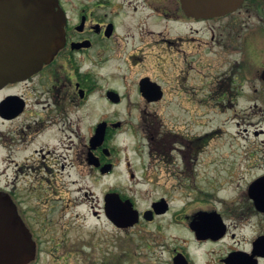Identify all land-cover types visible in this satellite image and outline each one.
<instances>
[{"label":"flooded vegetation","instance_id":"obj_1","mask_svg":"<svg viewBox=\"0 0 264 264\" xmlns=\"http://www.w3.org/2000/svg\"><path fill=\"white\" fill-rule=\"evenodd\" d=\"M59 8L64 44L39 70L0 87V198L39 238L51 228L25 205L31 192L74 186L79 167L102 180L103 196L121 193L124 182L110 178L126 170L163 191L145 208L135 203L137 225L174 239L170 264L178 255L189 264H264V230L236 241V228L250 231L252 217H264V184H256L264 172L247 200L235 195L236 97L264 93V0L212 17L190 15L182 0H58ZM224 189L232 198L220 196ZM90 198L104 215V201ZM192 244L212 246L213 261L198 262Z\"/></svg>","mask_w":264,"mask_h":264},{"label":"rangeland","instance_id":"obj_2","mask_svg":"<svg viewBox=\"0 0 264 264\" xmlns=\"http://www.w3.org/2000/svg\"><path fill=\"white\" fill-rule=\"evenodd\" d=\"M239 58V56L237 57ZM252 67L262 65V59H251ZM259 85V81L257 80ZM224 113L223 119L233 116ZM133 139L126 137L127 152H133ZM79 167H74L77 182L63 191L45 189L31 192L32 213L44 214L50 232L41 234L38 240V254L32 264H170L168 247L174 239L156 236L155 225L141 224L121 229L108 220L105 215L93 214L92 198L103 204L104 187L102 180L81 176ZM264 172V93L242 94L236 97V203L247 200L246 189L256 176ZM111 181L124 182V193L133 197L140 208L149 206L151 200L162 194L161 189L153 188L149 182L132 179L126 170L111 176ZM5 181V175L0 177ZM2 183V182H1ZM178 194V193H177ZM223 198H232L233 192L224 189ZM194 192L191 193L193 197ZM255 222L250 231L241 232L236 228V241L247 242L258 231L264 230V217H252ZM260 219V220H259ZM242 219L236 220L240 225ZM175 229L169 230L174 232ZM42 233V232H41ZM184 236L183 234H179ZM249 237V238H248ZM249 243V242H248ZM247 244V243H246ZM212 246L197 248L189 246L200 263L213 261L208 254ZM249 249V248H243Z\"/></svg>","mask_w":264,"mask_h":264},{"label":"water","instance_id":"obj_3","mask_svg":"<svg viewBox=\"0 0 264 264\" xmlns=\"http://www.w3.org/2000/svg\"><path fill=\"white\" fill-rule=\"evenodd\" d=\"M243 1L182 0L187 13L206 17L231 11ZM55 3L57 0H0V87L39 70L64 44L66 18ZM256 184H264V176ZM105 209L118 227L127 228L139 221L132 200L123 199L118 192L106 195ZM152 213L146 211L145 217L151 220ZM36 251V242L16 205L0 198V264H28ZM182 261L187 264L186 259Z\"/></svg>","mask_w":264,"mask_h":264}]
</instances>
